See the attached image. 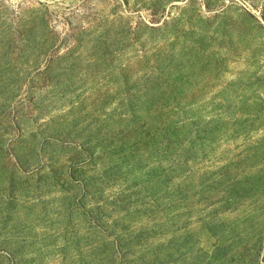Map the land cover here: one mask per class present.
Masks as SVG:
<instances>
[{"label":"rangeland","instance_id":"374dc122","mask_svg":"<svg viewBox=\"0 0 264 264\" xmlns=\"http://www.w3.org/2000/svg\"><path fill=\"white\" fill-rule=\"evenodd\" d=\"M0 264H264V0H0Z\"/></svg>","mask_w":264,"mask_h":264}]
</instances>
